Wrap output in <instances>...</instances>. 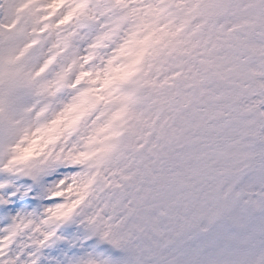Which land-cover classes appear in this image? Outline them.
Here are the masks:
<instances>
[{
    "label": "snow or ice",
    "instance_id": "6c2138e0",
    "mask_svg": "<svg viewBox=\"0 0 264 264\" xmlns=\"http://www.w3.org/2000/svg\"><path fill=\"white\" fill-rule=\"evenodd\" d=\"M264 264V0H0V264Z\"/></svg>",
    "mask_w": 264,
    "mask_h": 264
},
{
    "label": "rangeland",
    "instance_id": "374dc122",
    "mask_svg": "<svg viewBox=\"0 0 264 264\" xmlns=\"http://www.w3.org/2000/svg\"><path fill=\"white\" fill-rule=\"evenodd\" d=\"M60 235L64 237V241L45 249L43 255L46 259H42L41 264H56V261L61 260L64 254H71L75 251V249H70L68 246L69 243L76 241L81 236L75 225L66 226L65 229L61 230Z\"/></svg>",
    "mask_w": 264,
    "mask_h": 264
}]
</instances>
